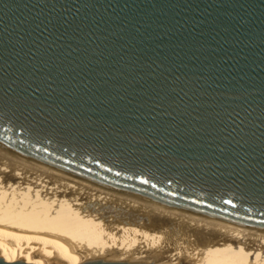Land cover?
I'll return each instance as SVG.
<instances>
[{
  "label": "water",
  "instance_id": "95a60500",
  "mask_svg": "<svg viewBox=\"0 0 264 264\" xmlns=\"http://www.w3.org/2000/svg\"><path fill=\"white\" fill-rule=\"evenodd\" d=\"M0 151L264 225V0H0Z\"/></svg>",
  "mask_w": 264,
  "mask_h": 264
},
{
  "label": "bare ground",
  "instance_id": "6f19581e",
  "mask_svg": "<svg viewBox=\"0 0 264 264\" xmlns=\"http://www.w3.org/2000/svg\"><path fill=\"white\" fill-rule=\"evenodd\" d=\"M0 259L24 264H264V225L0 151Z\"/></svg>",
  "mask_w": 264,
  "mask_h": 264
}]
</instances>
